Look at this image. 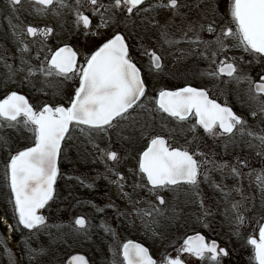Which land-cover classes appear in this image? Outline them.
<instances>
[{
	"label": "flooded vegetation",
	"instance_id": "flooded-vegetation-1",
	"mask_svg": "<svg viewBox=\"0 0 264 264\" xmlns=\"http://www.w3.org/2000/svg\"><path fill=\"white\" fill-rule=\"evenodd\" d=\"M65 2L72 7L62 8V12H60L55 4L46 11H39L38 9L42 6L36 4L35 0H23L19 11L13 12L10 0H0V95L6 96L11 91H17L26 96L34 108H39L31 100L30 95L52 92V87L48 86V82L39 73L31 77V80L24 79L27 72H20L13 79H8L6 64L19 68L21 57H23L25 60H31L33 65L38 66L46 56L50 58L51 54L58 48L68 44L77 51L78 65H82L86 55H90L105 38H111L116 32L122 33L129 44L130 56L140 69L145 81L146 94L138 102L143 107H135V110H130L132 118L120 120L119 124L111 128L107 133L94 134V143L89 142L87 130L81 132L75 125L71 126L70 136L66 140H70L68 142L71 147L75 146V142L79 138L82 137L85 140L88 154L86 161L87 172L75 169V163L65 155L64 147L66 145H63L59 159L60 175L55 186L56 192L60 185L67 184L68 181H70V184L72 182L73 187L77 190L87 192L90 190L92 193L96 191L104 192L111 188V184L115 187L117 186L112 181L117 179L116 173L119 172L125 177L123 181L125 191L131 193V198L125 197V204L128 202L133 203L137 200L154 203L157 199L155 194L149 192L151 185L133 190L132 184L133 182L147 184L146 176H142L138 172V160L142 152L150 146L151 139L157 135L162 136L167 141L170 149L180 148L181 150L187 149L194 154L204 153L205 155H196L195 158L201 163V173L207 171L210 179L205 180L203 175L199 177V196L195 195V189L183 184L174 189L159 190V195H162L167 203L169 202V206L165 208L164 214H155L147 216V218L154 219L153 227H155L156 222V227L163 234L168 235L172 225L173 228L179 227L180 232L179 240L175 243V246L163 253L158 255L153 244L140 239L137 235H132L133 233H138L135 230L132 231L134 229L132 221L122 211L118 199L108 198L107 196L105 198L90 197L87 200L89 206L97 204L102 208H99V211H94L92 223L89 222L88 224L85 215L79 214L76 217V219L80 216L85 218L87 222L85 229L87 230L80 229L75 224L77 230L64 231L63 235H67V242H65L63 251H59L56 248L52 249L53 264H58L55 258L60 252L70 253L66 258L65 264H70L71 258L75 255H83L88 259L89 264H112L109 260L111 248L108 245L114 239H118L121 243V247L117 245L115 249L119 255V264H126L123 258V245L129 241L139 242L144 245L149 250L152 258L157 261V264H164L168 256L175 257L177 255H180L183 259L192 260L193 264H214L209 258L200 261L187 253L179 251L187 237L195 236L198 233L202 234L207 241L216 240L221 247H226L229 250V256L222 258V264H258L254 258L252 245L246 242V244L242 243L240 246L236 244L237 246H235L232 241H234L233 238L240 234L245 236L248 241L250 238L258 240L259 230L264 225V188L257 180L259 173L264 171V155L258 154L261 151L257 147L259 142L254 137L247 135L242 137L238 130L234 136L230 134L220 135L219 131L221 130H219L218 125L217 134L211 135L202 126L198 125V117H196L194 112L186 120L180 121L177 118L170 117L158 108V98L161 90L175 91L188 85L193 87L203 85L207 87L210 99L231 107L237 115L244 117L247 121V128L264 135V124L261 123L264 117L254 120L251 115L253 104L248 100L246 94L247 83L241 82V84L237 85L235 82H223L228 80L226 76L222 80H210L205 76L204 73L209 68V61L198 54L199 51L203 50V45L189 46L187 43L182 42L179 46L169 47L167 44H163V41L159 38L160 30L155 26V22L159 21L160 24H164L174 21L176 25L182 23L181 17H174L172 11L168 8L158 7L154 11H148L143 14L136 13L134 10V14L127 18L131 20V25L126 28H124V19L127 14L121 10L118 23H109L107 27L98 29L99 16H93L90 11V5L82 0L83 7L81 11L92 18V25L86 37L83 27L81 26L80 29H77L75 25L74 8L76 0H65ZM100 2L110 4L113 0H100ZM160 2L161 0H146L142 7L150 8L152 4ZM163 2L166 3L167 0H163ZM186 2L191 7L182 8L181 12L187 13L190 19L195 20L199 17L201 10L204 9L206 4L214 7L217 17L226 16L230 0H226L223 5H221L220 0H186ZM197 4L200 5L199 8ZM34 8L38 11L35 12ZM158 9L163 12L158 11ZM53 11H57L60 14L52 17L49 14ZM147 20H150V22L148 23ZM219 22L218 20L217 23ZM28 25L38 27L41 31L50 27L53 31L47 37L42 36L40 33L32 37L26 32ZM14 28L17 34L23 32L20 39L13 34ZM97 31L101 34L99 37L93 35ZM142 31H146V34ZM149 34L150 38H147ZM176 35L179 38V33ZM153 36L157 37L151 38ZM201 36L203 39L215 38L213 33L207 31L203 32ZM21 40L23 43H21ZM24 44L28 46L27 52L21 51ZM228 44L229 48L226 56L243 57V61L240 62L241 66L246 68L254 81L259 82V74H262L261 65L256 61L261 58L254 56L250 52H245L242 48L235 47V41L231 39L228 40ZM190 47H196L197 53L190 52ZM152 52L162 55L163 68L161 70H156L152 66ZM219 59L224 60L225 55H221ZM248 61H252L251 66L248 65ZM52 78L61 80V78L57 77ZM33 84H35V88ZM62 84L68 85V94H71L79 86V80L78 77H74L72 80L64 81ZM41 88H43V91L39 90ZM66 101L60 103H65L66 105ZM47 103H50V100ZM194 124L197 126L192 130V125ZM0 137H6L9 141L7 145L0 143V208L7 207L13 210V205L10 202L11 193L5 177V166L10 153L14 155L17 150L33 146L34 134L24 127L21 122L17 128L8 127L7 124H4L3 127H0ZM249 143L253 146L249 147ZM94 144H98L99 148L94 147ZM106 148L118 153L120 159L117 163L108 161L106 166L105 160L101 158V150ZM204 161H208V163L205 165ZM213 162L215 164L227 162L228 168L219 171ZM94 163L104 165L107 171L108 167L113 168L114 171L103 172L102 178L97 177L96 173L102 172L101 168L93 167ZM233 166L239 168L241 176L234 177L231 174V167ZM133 170L136 173L135 175ZM214 184H220L223 187V191L214 187ZM205 190H216L219 199H213L212 202L205 203L202 206L200 198H203V191ZM177 192L182 193L179 195ZM53 200L49 201L45 208ZM225 201H228V204L225 205L226 209H223L219 202ZM157 202L159 203L158 200ZM236 202H239L242 209L241 215L245 218V222L239 226L233 219L234 214L231 209V205ZM135 204H132V206ZM45 208L41 210L46 217ZM178 208H181L182 211L177 210ZM132 209L133 213L136 209L133 207ZM205 209H209L211 214L205 216ZM117 216L124 219L123 224H119L116 221L115 217ZM13 220L17 221L15 215L2 213L0 209V232L9 234L13 228ZM21 227L23 228V226ZM119 228H121V231H118ZM89 241V251L101 256V259L97 262L88 256L89 253L87 251H85L86 254L76 250L80 246L78 244L83 242V245H87ZM105 243L106 247L104 246Z\"/></svg>",
	"mask_w": 264,
	"mask_h": 264
},
{
	"label": "snow or ice",
	"instance_id": "snow-or-ice-1",
	"mask_svg": "<svg viewBox=\"0 0 264 264\" xmlns=\"http://www.w3.org/2000/svg\"><path fill=\"white\" fill-rule=\"evenodd\" d=\"M84 2L90 5L93 16H99L98 29L107 27L109 23H118L121 10L127 14L125 18H128L134 14V10L143 14L158 7L170 9L174 17H181L182 23L176 25L174 21L164 24L155 22V26L160 30L163 44L169 47L179 46L182 42L189 46L203 45V50L198 54L209 61V68L204 75L210 80H222L226 76L228 80L223 82H235L237 85L246 82L248 85L246 94L253 104L251 115L256 116L259 113L264 117V0H230L226 16L223 17H217L214 7L206 4L195 20L190 19L187 13L181 12L182 8L191 7L186 0H167L166 3L161 0L158 4H152L150 8L142 7L146 0H113L110 4H104L100 0H84ZM10 3L13 12H18L23 0H10ZM35 3L42 6L39 11H46L54 4L58 8L72 7L65 0H35ZM82 7V0H76L75 25L77 29L82 26L87 37L92 18L81 11ZM197 7L199 8L200 5L197 4ZM52 31L50 27L43 31L31 25L26 27L27 34L32 37L37 36L38 33L47 37ZM205 31L213 33L215 38L203 39L201 34ZM13 34L20 39L23 32L17 34L14 28ZM93 35L99 37L101 34L97 31ZM229 39L235 41V47L261 58L256 61L261 65L262 74H259V82L254 81L246 68L241 66L243 57L226 56ZM21 51H28L27 44H24ZM189 51L197 53V48L190 47ZM221 55H225L224 60L219 59ZM151 64L156 70H161L162 55L152 52ZM251 64L252 61H248V65ZM5 66L8 68V79H13L20 72H27L25 80H31V77L37 73L45 81H49L52 77L61 78L59 83L48 84L54 89H60L63 81L72 80L74 77H78L79 80V86L68 95L67 106L65 103L43 102L39 108H34L26 96L17 91H11L0 100V127L7 124L8 127L17 128L22 122L24 127L34 134L33 146L17 150L14 155L9 154L5 177L17 224L25 229L38 231L46 226V217L40 214V210L45 208L56 195L55 186L60 175L59 159L62 146L68 142L66 138L70 136L71 126L75 125L81 132L87 130L89 142L94 143V134L107 133L117 126L120 120L132 118L130 110L143 107L138 102L145 97L146 84L140 69L130 56L129 44L120 32H116L111 38H105L90 55L85 56L82 65H78L77 51L65 44L51 54L50 58L46 56L38 66L23 57L19 68L8 64ZM33 87L35 88V84ZM39 90L43 91V88ZM58 94H60L58 91L53 93L54 96ZM158 108L180 121L186 120L194 112L198 117V125L211 135L217 134L218 125L221 130L220 135L234 136L238 130L242 137L244 135L254 137L259 142L257 147L261 149L258 154L264 155V135L247 128L244 117L237 115L231 107L210 99L206 86L188 85L175 91L161 90ZM261 123L264 124V119ZM196 126L192 125V130ZM8 142L6 137H0V143L7 145ZM252 146L249 143V147ZM94 147L99 148V145L94 144ZM101 151V158L105 160L106 166L108 161L117 163L120 159L116 151L107 148ZM196 155L205 154L202 152L194 154L187 149H170L162 136H155L138 160V172L146 176L147 184L133 182V190L151 185L149 192L156 195L161 205L166 201L162 195H159V190L174 189L182 184L195 189V195L199 196V177L203 175L205 180H209L210 177L207 171L201 173V163L195 158ZM207 163L208 161H204L205 165ZM213 163L219 171L228 168L227 162ZM108 171L112 172L114 169L108 167ZM133 174H136L134 170ZM231 174L234 177L241 176L237 166L231 167ZM116 176L117 179L112 182L117 184L122 196L131 198V193L123 191L125 187L123 174L117 172ZM257 180L264 188V171L259 173ZM214 187L223 191L220 184H214ZM200 203L203 206V198H200ZM231 209L237 226L243 224L245 218L241 215L239 202L233 203ZM153 213L160 214V210L155 205L150 212L140 214L152 216ZM210 214L211 211L205 209L204 215ZM75 224L80 229H85L87 222L83 216H80L75 220ZM248 243L254 248V258L258 264H264V226L259 230V239L250 238ZM34 251L29 247L30 254ZM179 251L200 261L209 258L214 264H222V258L229 256L226 247H221L216 240L207 241L199 233L187 237ZM123 258L126 264H157L147 248L132 241L123 245ZM70 264H89V261L83 255H76L71 258ZM164 264H193V261L177 255L168 256Z\"/></svg>",
	"mask_w": 264,
	"mask_h": 264
},
{
	"label": "rangeland",
	"instance_id": "rangeland-1",
	"mask_svg": "<svg viewBox=\"0 0 264 264\" xmlns=\"http://www.w3.org/2000/svg\"><path fill=\"white\" fill-rule=\"evenodd\" d=\"M221 5L226 3V0H220ZM57 7V6H56ZM58 8V7H57ZM60 12H62V8H58ZM34 11L37 12L38 10L34 8ZM158 11L163 12L161 9H158ZM57 11H53L49 15L52 17L56 16ZM48 14V13H44ZM161 14V13H160ZM152 18V17H151ZM148 23L150 20H147ZM131 20H128L127 18L124 19V28L127 26L130 27ZM146 34V31H142ZM149 32V31H148ZM129 34V32H128ZM130 35V34H129ZM150 34L147 36L149 37ZM157 36H153L151 38H156ZM160 38V37H159ZM158 38V39H159ZM56 78H51L48 82L54 83V82H60L59 80H55ZM64 82V81H63ZM52 92L49 91V93L46 94H34L30 95L31 100L35 102V104L40 107L41 103L43 102H49L50 103H60L68 98V85L62 84V87L60 89H51ZM54 91H58L60 94L53 95ZM5 97V95H0V99ZM261 115L258 113L256 116H253L254 120L257 118H260ZM70 141V140H67ZM75 150V151H74ZM85 146V140L81 137L78 139V141L75 142V146L71 147L69 142H67L66 146L64 147L65 155L75 163V169L83 170L87 172V151ZM75 153V154H74ZM93 167H99L101 168V172H97V177H103V172L109 173L105 168L104 165H99L97 163L93 164ZM68 178V176H67ZM72 184V182H71ZM70 181L67 182V184H62L57 188L55 199L44 209V212L46 214V226L39 229L38 231H31L23 229L21 226L17 224L16 220H13V228L10 230V233L7 234L5 232H0V264H53L52 259V249L56 248L59 249V251H63V247H65V242H67V235H63L64 231L69 232L70 230H77L75 225L76 217L79 214L85 215L88 224L89 222L92 223L93 216L95 214V210L99 211V208H102L99 205L95 206H89L87 200L91 198H105L107 196L108 198H116L119 201V204L122 208V211L127 213V217H130V220L132 221V225L134 226V229L132 231H137L138 234H132L133 236H139L140 239L148 241L150 244H153L157 254L163 253L167 249L171 248L172 246H175V243L179 240L178 237L179 227L171 226V229L168 233V235L163 234L160 232V229L155 227L154 225V219H149L145 215H141V212H150L152 209V206L155 205L157 209L160 210V214L165 213V208L169 206V202L165 205H161L155 200L154 203H146L145 201H138L134 206V202H128L125 204V197L121 195V191L118 188V186H113L111 184V188L109 190H106L104 192H93L89 190L83 191V190H77L73 187V184L71 185ZM124 192L125 189H123ZM175 193V191H174ZM179 195L182 192H177ZM187 193V192H186ZM218 192L216 190H205L203 191V200L204 204L208 202H212L213 199L218 200L219 196L217 194ZM93 195V196H92ZM186 195V194H185ZM129 199V197H128ZM172 203V202H171ZM201 204V203H200ZM226 204H228V201L225 202H219V205L226 209ZM173 205V203H172ZM132 207L136 209L132 213ZM2 213L12 215L14 216V210H10L7 207H1ZM177 210L182 211L181 208H178ZM95 211V212H94ZM94 212V213H93ZM226 214V212H224ZM155 215V213H153ZM157 215V214H156ZM16 216V215H15ZM122 217L117 216L115 217L116 221L119 222V224L124 223V219H121ZM156 220V219H155ZM175 224H178L174 222ZM73 227V228H72ZM89 229V228H88ZM178 229V230H177ZM87 230V229H85ZM5 231V230H4ZM118 231H121V228L118 229ZM168 237V238H167ZM90 240V239H89ZM234 241H232V244L237 246H240L242 243L246 244L248 240L245 236L240 234L239 236H236L233 238ZM118 241V239L111 240L108 247L111 248V253L109 255V260L112 262V264H119V255L115 249L117 248V245H120L121 243ZM89 244L90 241L87 243V245L78 244L80 245L77 251L86 253L87 251L89 254L88 256L91 257L95 262L101 259V256L99 254H94L89 251ZM106 247V243L104 245ZM29 247L31 249L35 250L31 254L29 253ZM119 247V248H120ZM87 254V253H86ZM70 255V253H62L60 252L59 255L55 258V261L58 262V264H65L66 258ZM34 257V258H33ZM42 258V262H41Z\"/></svg>",
	"mask_w": 264,
	"mask_h": 264
},
{
	"label": "water",
	"instance_id": "water-1",
	"mask_svg": "<svg viewBox=\"0 0 264 264\" xmlns=\"http://www.w3.org/2000/svg\"><path fill=\"white\" fill-rule=\"evenodd\" d=\"M40 214H42L43 216H44V214L42 213V212H40ZM132 242H134V243H138V242H135V241H132ZM128 243V242H127ZM138 244H140V243H138ZM142 245V244H141ZM144 246V245H143ZM145 247V246H144ZM146 248V247H145ZM76 256V255H75Z\"/></svg>",
	"mask_w": 264,
	"mask_h": 264
}]
</instances>
